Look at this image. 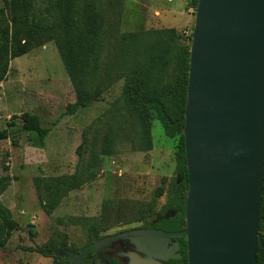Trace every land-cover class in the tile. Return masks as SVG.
Listing matches in <instances>:
<instances>
[{
    "label": "rangeland",
    "instance_id": "374dc122",
    "mask_svg": "<svg viewBox=\"0 0 264 264\" xmlns=\"http://www.w3.org/2000/svg\"><path fill=\"white\" fill-rule=\"evenodd\" d=\"M120 3L115 9L105 6L106 29L113 42L126 32L167 27L152 18L150 24L140 23L141 12L133 17L137 22L129 21L130 17L124 21L123 0ZM162 3L150 0L149 5L155 11ZM174 3L177 18L187 20L179 29L181 42L187 43L196 8L191 0ZM0 8H7L6 0H0ZM147 38L152 35L141 38L144 49ZM2 68L0 176L10 174L12 183L0 200L19 228L0 246V264H54L53 257L24 248L50 244L60 248L64 243L77 252L95 232L126 229L145 220L149 211L161 214L175 201H186L187 189L173 196L179 176L176 145L180 135L168 136L161 120L155 118L153 146L143 148V124L122 99L125 78L120 76L119 65L114 66L112 86L101 99L76 110L71 106L77 94L55 42L14 58ZM27 112L37 114L41 125L49 128L42 146L23 129L22 116ZM109 130L116 137V152L103 155V138ZM96 160L90 178L91 170L85 166L93 169ZM262 224L264 235V219Z\"/></svg>",
    "mask_w": 264,
    "mask_h": 264
},
{
    "label": "water",
    "instance_id": "95a60500",
    "mask_svg": "<svg viewBox=\"0 0 264 264\" xmlns=\"http://www.w3.org/2000/svg\"><path fill=\"white\" fill-rule=\"evenodd\" d=\"M171 125L176 122L170 121ZM184 121L188 193L177 232L134 229L96 239L66 264L83 263L96 245L129 238L163 264L172 237L187 238L188 264H257L264 184V0H198L191 34ZM168 210L162 218H168ZM178 243H175L177 246ZM131 264L140 258L129 253Z\"/></svg>",
    "mask_w": 264,
    "mask_h": 264
},
{
    "label": "trees",
    "instance_id": "16d2710c",
    "mask_svg": "<svg viewBox=\"0 0 264 264\" xmlns=\"http://www.w3.org/2000/svg\"><path fill=\"white\" fill-rule=\"evenodd\" d=\"M6 2L7 8H0V69L14 58L28 54L48 42H55L77 94V101L71 106L72 110H76L101 99L102 94L112 86L114 66L119 65L122 68L120 76L125 78L122 99L131 105L143 124V148L150 150L153 146L151 127L155 118L161 120L168 136L180 135L176 145V160L179 176L184 180L174 191L178 195L183 189L188 190L184 121L180 117L187 102L191 35L189 41L183 43L177 28L163 27L143 32H126L113 42L106 29L109 23L106 21L105 6L109 4L115 9L116 5L121 6L120 0H108L107 4L104 0ZM191 2L196 8L198 0ZM119 11L121 13L120 8ZM123 19L127 20L124 16ZM150 35L152 38H147V49L142 48L141 38ZM22 119L23 129L35 136L38 141L36 145L42 146L49 128L41 125L37 114L27 112ZM168 119L176 124L171 125ZM1 135L6 137L5 133ZM115 139L111 130L105 134L101 149L103 155L116 152ZM94 164L93 169L92 166H85V169L91 170L90 178L94 177L98 160ZM11 183L10 174L0 176V197ZM263 219L264 184L259 220V231L264 240L261 233ZM175 221L183 224L184 218L171 219V222ZM18 228L10 209L0 200V246L5 245ZM101 235L95 232L91 241L94 236ZM24 249L53 257L54 264L67 262L59 254L61 247L57 248L53 244L28 246ZM257 264H264V246L260 244Z\"/></svg>",
    "mask_w": 264,
    "mask_h": 264
},
{
    "label": "flooded vegetation",
    "instance_id": "af4514ba",
    "mask_svg": "<svg viewBox=\"0 0 264 264\" xmlns=\"http://www.w3.org/2000/svg\"><path fill=\"white\" fill-rule=\"evenodd\" d=\"M183 180L184 179L181 176L176 177L173 184V196L176 197L177 194L175 193L174 189L176 188V186L181 185ZM168 210H172L170 216L168 218H162V216ZM185 210L186 201L183 204L180 201H175L173 205L166 208L161 214H153L152 211H149L146 215L145 220H143L141 223L123 230L105 233L100 237L94 236L92 241L88 242L80 251L74 253L78 254L83 249L93 245L96 239H101L102 237L107 235L117 234L121 231H130L134 229H162L167 232H177L183 229V227L185 226ZM177 217L184 218V223L182 224V222L180 221L171 222V219ZM176 242L178 243L177 246H175ZM62 246L65 245L63 244ZM62 246L59 254L66 258L68 262V252L64 250ZM169 246L172 248V251L169 253L171 257L162 260L163 264H188L187 238L185 236L177 238L172 237L169 242ZM149 249L150 247L146 245L143 241H140L139 244L136 245L135 243L131 242L129 238L111 240L108 243H103L101 246H94L85 255L83 263L79 262L77 264H131L130 257L128 256L129 253H134L138 255V257L140 258V262L138 264H152L158 259L154 256L148 255L150 251Z\"/></svg>",
    "mask_w": 264,
    "mask_h": 264
},
{
    "label": "crops",
    "instance_id": "0c3cea01",
    "mask_svg": "<svg viewBox=\"0 0 264 264\" xmlns=\"http://www.w3.org/2000/svg\"><path fill=\"white\" fill-rule=\"evenodd\" d=\"M162 1L164 6L154 11V8L151 10L149 5L150 0H123L124 18L130 17L132 23L137 22L134 21L133 17H136V15H139L138 12H141L143 13V19L140 21L142 24H150V19L152 18L158 23H165V26L175 27L179 30L187 20H179V18H177L178 12L174 9V2L176 0H168L167 2L166 0H161V2ZM152 11L155 12V14Z\"/></svg>",
    "mask_w": 264,
    "mask_h": 264
}]
</instances>
